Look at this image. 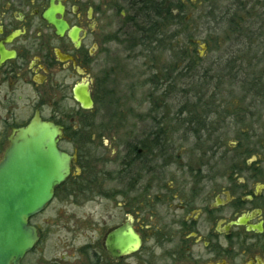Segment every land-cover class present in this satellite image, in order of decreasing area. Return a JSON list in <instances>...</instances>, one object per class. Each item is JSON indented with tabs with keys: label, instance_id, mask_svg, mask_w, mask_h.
<instances>
[{
	"label": "flooded vegetation",
	"instance_id": "1",
	"mask_svg": "<svg viewBox=\"0 0 264 264\" xmlns=\"http://www.w3.org/2000/svg\"><path fill=\"white\" fill-rule=\"evenodd\" d=\"M144 1L0 0V164L16 132L34 117L62 129L59 149L75 159L47 209L61 196L87 194L90 203H111L115 222L98 228L102 234L87 248L92 264H264V121L256 119L247 99L257 96L264 103L260 79L239 83L247 86L245 97L235 95L230 105L219 81L195 83L184 98L176 97L183 106L170 116L168 128L152 113L147 127L125 135L118 178L86 166L92 157L84 150L112 142L97 141L94 132L80 141L83 132L72 124L90 121L99 95L108 93L112 45L123 46L143 26ZM79 85L89 90L90 110L75 98ZM165 95L168 103L171 92ZM246 101L247 108L238 105ZM225 136L234 140L228 147ZM99 176L121 192L94 191ZM36 217L30 224L40 241L28 255L43 241ZM127 224L139 247L119 255L109 250L111 235Z\"/></svg>",
	"mask_w": 264,
	"mask_h": 264
},
{
	"label": "rangeland",
	"instance_id": "2",
	"mask_svg": "<svg viewBox=\"0 0 264 264\" xmlns=\"http://www.w3.org/2000/svg\"><path fill=\"white\" fill-rule=\"evenodd\" d=\"M255 2L252 0L248 8H252ZM170 3L179 5L170 6L171 17L163 18L158 26V42L154 45L156 49L152 50L155 54L126 43L123 46L113 43L111 83L105 89L108 93L99 95L95 111L87 115L90 121L86 119L72 124L83 132L80 136L84 139L80 141L87 140L90 132H94L97 141L110 138L112 142L111 147L102 150L95 146L84 150L92 157V165H86L90 170H106L113 174L112 178H118L116 171L120 166L125 135L147 127L152 113L153 116L160 114L164 128H168V120L183 106L175 100L176 97L184 98L183 94L195 83L219 81L227 105L235 103V95L245 97L242 88L247 86L239 87V83L260 79L264 84L263 19L249 21L252 24L250 33L255 35L238 39L231 33L233 27L229 29L228 22L223 23L220 19L229 11L234 13L232 9L237 6L234 0H170ZM241 3L247 4L246 0ZM210 13L214 15L211 18ZM201 45H205V49ZM233 67H237V71L233 72ZM260 89L256 88V92ZM166 92H171L170 103L165 101ZM252 97L247 99L255 105L253 114L257 120L264 121L263 99ZM251 103L246 101L238 105L247 108ZM233 141L225 136L227 147ZM73 149L70 147L71 151ZM89 174V179L94 178L91 171ZM104 178L99 176L97 179ZM103 180L96 182L98 186L94 191L121 192L118 185ZM84 195L71 199L61 196L34 219L33 223L42 230L43 241L25 258L24 264H92L87 249L89 243L102 234L96 231L98 228L115 221L110 222V202L90 203L87 194Z\"/></svg>",
	"mask_w": 264,
	"mask_h": 264
},
{
	"label": "water",
	"instance_id": "3",
	"mask_svg": "<svg viewBox=\"0 0 264 264\" xmlns=\"http://www.w3.org/2000/svg\"><path fill=\"white\" fill-rule=\"evenodd\" d=\"M47 18L59 26L54 17ZM75 98L83 110L93 107L87 86L76 87ZM62 136L59 126L36 116L11 140L12 147L0 164V264H24L40 241L30 220L53 201L55 189L70 176L75 159L59 149ZM111 240L109 250H119V255L136 252L140 243L131 224L115 230Z\"/></svg>",
	"mask_w": 264,
	"mask_h": 264
},
{
	"label": "trees",
	"instance_id": "4",
	"mask_svg": "<svg viewBox=\"0 0 264 264\" xmlns=\"http://www.w3.org/2000/svg\"><path fill=\"white\" fill-rule=\"evenodd\" d=\"M234 1L237 5L236 9H232L234 13L231 14L229 11L228 15H230V18L225 14L226 17L224 15V17H221L220 19L223 23L228 22L229 29L233 27L231 33L235 34L238 39L249 37L250 34L255 35L254 32L253 34L250 33L249 28L252 27V24L249 21L255 18L264 20V0H256L252 8H248L251 7L250 4L252 3V0H246L247 4L241 3L242 0ZM167 4H169V7H167ZM178 5L179 4L170 3V0H145L142 6V11L144 13L143 26H136L134 36H128L126 44L131 45L133 48H143V51H152L156 49L154 45L158 42V26H161L160 22H162L163 18L171 17L172 11H170V6L177 7ZM213 16L212 13L209 14L210 18Z\"/></svg>",
	"mask_w": 264,
	"mask_h": 264
}]
</instances>
